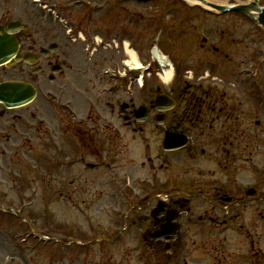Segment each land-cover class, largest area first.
<instances>
[{"label": "flooded vegetation", "instance_id": "af4514ba", "mask_svg": "<svg viewBox=\"0 0 264 264\" xmlns=\"http://www.w3.org/2000/svg\"><path fill=\"white\" fill-rule=\"evenodd\" d=\"M89 1L105 8L95 11L82 5L59 8L65 18L64 24L42 25L38 17H28L31 34L20 32L18 38L24 59L34 63L26 65L29 68L22 63L11 76H25L36 81L49 78L52 69L61 66L65 72L59 75L68 84L77 83L86 72L87 58L83 49L94 45V38L99 35L100 45L94 48L89 68L94 69L99 85L106 83L100 72L103 64L109 65L120 58L115 49L120 40L119 17L117 9L109 8L103 0ZM242 17L234 13L228 19L236 27L239 25L233 22ZM67 28L72 34L65 39ZM222 28L215 30L220 34L209 45L212 50L209 63L214 65L230 64L232 60L231 37L225 31L229 29ZM240 60L242 63L256 62L252 57ZM215 75L211 71L208 79H194L184 86L168 88L166 92L160 87H149L142 99L144 103L135 105L134 98L129 97L123 107L124 132L132 141L142 142L146 155L147 165L141 162L139 169L149 166V170L155 168L165 172L160 188L155 181H135L131 193L136 196L132 197L129 211V232L137 231L145 243L156 246L158 264H188L187 257L191 255L183 240L190 236L188 223L194 219L201 227L199 246L205 251L206 264H264V88L230 89ZM158 93L172 96L174 107L158 110L153 102ZM115 101L117 103L106 106L110 114L121 103V98ZM140 106L146 107L145 121L136 119V109ZM165 133L184 137V147L174 151H165L161 145L151 148L150 142L160 141ZM140 196L144 200H137ZM158 200L163 202L159 210ZM170 211L178 212L176 233L173 237L166 233L158 235ZM140 215L147 217L146 222L140 224L142 233L138 230ZM111 225L112 232L106 236L117 237L119 222L116 217L111 218ZM101 235L102 232L91 229L80 248L66 250L69 257H74L69 261L61 254L65 250L52 248L60 255L47 253V257L53 260L52 264H57L56 261L60 264H122L123 254L118 243L114 244L113 238L111 241L98 240ZM124 253L130 254V251Z\"/></svg>", "mask_w": 264, "mask_h": 264}, {"label": "rangeland", "instance_id": "374dc122", "mask_svg": "<svg viewBox=\"0 0 264 264\" xmlns=\"http://www.w3.org/2000/svg\"><path fill=\"white\" fill-rule=\"evenodd\" d=\"M220 1L225 4L238 3L236 0ZM14 3H16L15 0H6L5 2V5H11L8 7L10 8L8 15L11 16L8 19L21 16L28 7L29 0H18L16 13ZM110 7L126 11L130 10L138 15L140 14L141 18H146L149 21L151 26L150 29L157 23L160 25L159 20L163 15L165 21H169L167 23L166 32H160L158 29H156L157 32L153 30L154 32L151 34V43H162L165 50L169 54H173L176 59V65L185 71L188 69L193 71V69L196 68L195 64L197 58L201 57L203 54L198 50L200 37H207V40L214 37L213 31L211 32L210 28L206 26L220 25L227 28L231 35L236 36L235 39L237 41L243 38L244 35L253 37V39L248 38L249 43L246 45L247 47H251L253 44L256 45L258 41V36L255 32L257 31L256 27L248 22L245 23L244 21L238 20V22L236 21L233 23H237L239 26L233 27L227 17L218 20L219 18L211 17L207 19L204 16H201L194 22L195 27L199 26L196 28L197 31L192 30L190 27L191 24H187L183 29L184 33L180 39L181 36L179 32H173V30L170 29L172 21L177 22L180 18H184L186 12L183 10L189 9L188 4L180 1L150 0L149 2L144 4L140 3L139 5L134 3L121 5L118 3V5ZM196 9L205 11V9L200 7H196ZM139 24L141 23H138L135 19V41L140 45L142 44V38L145 36L146 32L140 26H136ZM190 31L194 32L189 33ZM176 36L178 37L177 41H179V43L172 40L173 38L175 39ZM186 36L190 38L198 36V38L196 41H194L195 39H189L187 42ZM248 40L246 39L245 41L247 42ZM242 44L243 43L240 45L242 46ZM136 46L135 44V47ZM236 47L239 46L236 45ZM242 66H236L233 69V75H236V71ZM202 67L204 66L199 68ZM260 68L264 71V63L260 65ZM4 71L8 72L9 70L0 67V73ZM233 83L235 82L233 81ZM230 86L233 88L232 84ZM141 98V94H138L135 99L139 100ZM83 103L85 102L78 99L75 100V104L78 106L77 112L79 116H82L81 114L86 112V107ZM55 105H57V103H55ZM1 113H3V115L0 117V196L9 200L7 202L16 204L13 206H19V204H17L19 203L18 200L30 203L29 205L31 207L26 206L28 208H25V212L38 219L39 225L42 226L45 224L50 216L48 206L50 202L55 203L56 216L61 219L63 217L69 218L78 216L80 218L81 214L77 211H80V209L77 207L74 209V203L80 201H90L91 203L95 201H116V203L124 201L122 195L115 187L116 183H113V181L109 179L107 170L100 168L88 172L78 165H74L72 168H62L60 166L59 168L58 165H52V147L59 149V151H57L56 161L61 164L58 159L64 160L63 158H71L67 153L73 151L78 142L77 136L75 137V134L69 127H66V131H63L62 123L65 122L66 119L64 118L65 116L63 117L65 113L60 109L57 110L45 104L43 98L37 96L32 103L21 108L6 110L0 106V114ZM60 126H62V131ZM99 132V134L104 133L103 130ZM52 136L56 137L55 141L50 139ZM130 148L136 149L134 155L137 158V162H139L140 150L138 149V145L132 143ZM127 152L128 148L122 151L120 150L118 156H115L119 164V171H124L123 166L127 163L128 158ZM95 159V156H86L82 164ZM63 207L69 209H66L67 211H64L62 214L61 208ZM106 210V208L102 209V216L105 215ZM52 218H54L55 221L58 220L56 217ZM80 220L81 222L83 221L82 218ZM196 228L195 226H191L190 232L196 235V233L199 232ZM24 231V227L22 225L20 226L17 221L12 220L10 216L4 217L3 214L1 215L0 264H3V261L9 259V257L17 256L24 259L19 250L15 247L16 241L13 237L17 232L23 233ZM5 234L8 236L7 238L4 236ZM129 244L130 243L126 241L125 246ZM121 249L130 250L131 248L127 249V247H125L124 249L123 246H121ZM37 250L38 252L35 251V253L24 254L30 258L33 264H52L53 260H49L46 253L51 256L60 255L57 251H53L52 248L48 247H39ZM41 251L47 252L41 253ZM61 254L67 261L74 258L69 257V253L66 250ZM126 256L128 255L126 254ZM130 261L131 264H142L137 261V257H134V254H132ZM54 263L60 264L58 261ZM20 264H23V262H20ZM77 264L80 263L77 262Z\"/></svg>", "mask_w": 264, "mask_h": 264}, {"label": "water", "instance_id": "95a60500", "mask_svg": "<svg viewBox=\"0 0 264 264\" xmlns=\"http://www.w3.org/2000/svg\"><path fill=\"white\" fill-rule=\"evenodd\" d=\"M14 28H10L12 31ZM17 50V41L14 37L9 36L5 33L0 35V64L7 61L12 57ZM6 88H1L0 90V99L5 101L6 105H17L22 104L29 99H31L32 94L29 92L21 93L18 88H14L17 86L14 83L6 84ZM7 92V93H4ZM19 92V93H17ZM8 99L9 102H8ZM7 101V102H6Z\"/></svg>", "mask_w": 264, "mask_h": 264}, {"label": "bare ground", "instance_id": "6f19581e", "mask_svg": "<svg viewBox=\"0 0 264 264\" xmlns=\"http://www.w3.org/2000/svg\"><path fill=\"white\" fill-rule=\"evenodd\" d=\"M191 3H194V1L191 2ZM127 53H128V55L130 56V59H131V61H132L133 63H136V64L139 63V58H138V56H137V53H136L134 50H132V49H127ZM165 75H166V77H165V82H168L169 79H170L171 76H172V70H171V69L167 70L166 73H165Z\"/></svg>", "mask_w": 264, "mask_h": 264}, {"label": "clouds", "instance_id": "9594fccd", "mask_svg": "<svg viewBox=\"0 0 264 264\" xmlns=\"http://www.w3.org/2000/svg\"><path fill=\"white\" fill-rule=\"evenodd\" d=\"M173 71H174V69H173Z\"/></svg>", "mask_w": 264, "mask_h": 264}]
</instances>
